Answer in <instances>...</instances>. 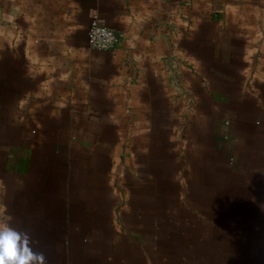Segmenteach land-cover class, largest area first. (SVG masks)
Wrapping results in <instances>:
<instances>
[{
	"label": "crops",
	"instance_id": "crops-1",
	"mask_svg": "<svg viewBox=\"0 0 264 264\" xmlns=\"http://www.w3.org/2000/svg\"><path fill=\"white\" fill-rule=\"evenodd\" d=\"M0 222L48 264H264V0H0Z\"/></svg>",
	"mask_w": 264,
	"mask_h": 264
},
{
	"label": "clouds",
	"instance_id": "clouds-1",
	"mask_svg": "<svg viewBox=\"0 0 264 264\" xmlns=\"http://www.w3.org/2000/svg\"><path fill=\"white\" fill-rule=\"evenodd\" d=\"M0 264H48L43 252L36 250V241L27 232L0 222Z\"/></svg>",
	"mask_w": 264,
	"mask_h": 264
},
{
	"label": "built area",
	"instance_id": "built-area-1",
	"mask_svg": "<svg viewBox=\"0 0 264 264\" xmlns=\"http://www.w3.org/2000/svg\"><path fill=\"white\" fill-rule=\"evenodd\" d=\"M120 35L109 28L97 15H92L88 27V45L100 51H109L120 44Z\"/></svg>",
	"mask_w": 264,
	"mask_h": 264
}]
</instances>
